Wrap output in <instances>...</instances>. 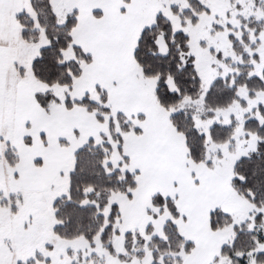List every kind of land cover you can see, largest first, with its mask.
<instances>
[{
	"label": "snow or ice",
	"instance_id": "snow-or-ice-1",
	"mask_svg": "<svg viewBox=\"0 0 264 264\" xmlns=\"http://www.w3.org/2000/svg\"><path fill=\"white\" fill-rule=\"evenodd\" d=\"M0 264H264V0H0Z\"/></svg>",
	"mask_w": 264,
	"mask_h": 264
}]
</instances>
